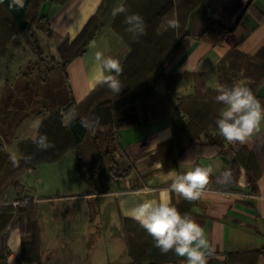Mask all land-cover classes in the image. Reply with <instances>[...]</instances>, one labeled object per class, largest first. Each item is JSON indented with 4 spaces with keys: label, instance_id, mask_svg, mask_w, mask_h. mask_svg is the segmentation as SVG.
<instances>
[{
    "label": "crops",
    "instance_id": "1",
    "mask_svg": "<svg viewBox=\"0 0 264 264\" xmlns=\"http://www.w3.org/2000/svg\"><path fill=\"white\" fill-rule=\"evenodd\" d=\"M101 1L66 0L62 6L48 2L44 11L52 35L75 38ZM209 21L227 31L215 46L199 38ZM185 31L188 37L171 56L166 71L201 75L208 87L215 86L213 69L227 51L235 49L253 55L264 46V0H201L188 16ZM104 36L106 32L95 35L83 53L65 67L70 98L75 105L98 85L95 52L120 59L117 52L123 47L111 35L115 48L109 54L103 46ZM18 65L20 62L13 58L0 59V147L13 156L19 142L36 137L34 121L41 122L48 114L30 110L31 100L16 107L11 105L17 97L7 90L11 89L12 68ZM191 92V81L177 82L178 97ZM255 96L264 105L263 82ZM26 105L30 107L24 108ZM176 105L174 99L155 102L145 111L144 121L139 118V124L116 132L112 157L126 173L110 179L105 191L88 188L89 183L82 179L77 167L71 166V162H76V152L68 151L56 162L27 170L3 193L0 204H13L16 210L20 203L34 205L41 264H103V257L98 259L96 253L105 250L103 238L107 234L119 237L123 244L113 254V264H130L125 225L136 222L130 216L131 209L145 198L171 202L172 193L177 196L168 190L174 174L197 166L211 167L213 171L200 199L194 201L187 214L203 229L210 256L220 258L227 252L264 249V122L244 145L224 140L217 147L201 138L172 160L171 153L166 152L172 122L184 120ZM11 115L15 119L8 118ZM145 186L154 189L152 194L136 195ZM16 217L0 231V264H35L21 257L22 235ZM262 258H258L257 264H261ZM177 259V264H185V258Z\"/></svg>",
    "mask_w": 264,
    "mask_h": 264
},
{
    "label": "trees",
    "instance_id": "2",
    "mask_svg": "<svg viewBox=\"0 0 264 264\" xmlns=\"http://www.w3.org/2000/svg\"><path fill=\"white\" fill-rule=\"evenodd\" d=\"M65 1L66 0H54L57 4L65 3ZM165 1V9L170 10L174 7L177 10L178 21L180 20L183 24L181 36L176 41L175 39L169 41L170 43L168 42L169 44L166 47H164L162 43H156V50L154 49V51L157 52L156 58L153 57V64L145 69V74L142 76L141 80L130 88L125 87V90H123L121 94L95 104L89 111L88 119L83 118L76 112L72 118L67 119L66 115L67 113L70 114L75 111L74 109H76V107L84 104L99 85H97L87 98L79 104L75 105L72 101L71 106L67 107V112L65 114L56 111L45 117L41 121L36 136L38 134L46 135L48 140L55 146L48 150H39L35 143H33V140H24L18 144L17 166L12 167V165H10L8 167L5 174L11 175L3 185V188L16 184L19 177L27 170L42 163L56 162L68 151H75L79 175L89 183L93 191H105V184L110 179L123 177L126 173V171H122L118 167L112 157V143L115 139L116 132L122 127L139 124V118L144 121L145 111L147 113V109L155 102L162 103L174 99L179 103L178 107L183 110L182 113L189 118V124H180L176 122V120L172 122L171 140L166 145V152L171 153L172 160L175 156H179L186 149H189L194 142L199 140L198 138L202 133H204L205 140L210 144L217 147L221 146L224 139L219 135L215 121L219 118L220 111L224 106L217 103L215 100L217 91H205L206 95H204L202 93V87H199L195 96L180 98L177 96L175 90V81L179 76L192 75L195 79L203 78V76L197 74L180 75L173 72H166L167 64L171 56L177 52L188 37L185 31L188 16L198 7L201 0H176V2L178 1L176 6H173L172 0ZM103 2L104 0L101 1L95 14L87 20L75 38L72 40L65 39L63 44L58 45L62 57L61 66L64 69L73 58L83 53L87 44L96 35L101 26L96 22V16ZM0 8L6 16L0 19V24L3 26L4 30V36L7 35L9 38L13 35L11 32V28L13 27L26 32L31 29L32 23L28 22L26 19V5L20 6L13 0H0ZM40 19L47 18L42 17ZM225 32H227L225 29L221 28L213 21H209L199 34V38L215 46L222 41ZM63 50L64 52L62 53ZM65 50L68 52L67 54ZM239 58H246V60L253 61V67L255 69H253V75H249L251 82L244 84V86L249 87L255 95L257 89L264 81V46L253 55H247L235 49H231L221 57L217 65H221L220 69L224 72L225 63L231 65V59H234L236 62ZM233 84L232 81L230 82V80H227L226 86L230 87ZM202 98H208L209 100L207 101L211 103L216 102L214 107L205 104L208 110V112H205L206 114L201 111V108L198 109L199 106L197 107L195 103L196 99L203 100ZM186 103H189L193 108L189 111L184 109L182 105ZM190 128H193V130L183 139L184 143H182V145H177L179 141L177 140L178 132L189 131ZM89 137L91 140L90 143L94 148L93 154L91 155H87L81 148ZM10 161L11 159H9L8 156L0 155V170L2 169V163ZM169 164L172 165L173 162L169 161ZM252 183H254V178H251V184ZM170 203L183 214L188 213L194 201L188 202L182 196L178 194L175 196L174 193H172ZM17 213L19 216L18 227L22 235L21 257L23 261H33L35 264H41L36 209L32 203L26 202V204L19 206ZM14 214L15 210L12 206L0 208V231L6 227ZM1 215H5L4 220ZM133 224L140 226L137 222H133ZM125 228V238L130 264H177L178 259L174 252H169L162 257H158L156 254L158 249L154 247V242L148 244L145 253L143 252L144 254H134L129 246L128 225H125ZM260 256H264V249L232 251L223 254L220 258L209 256L208 264H257V260Z\"/></svg>",
    "mask_w": 264,
    "mask_h": 264
},
{
    "label": "rangeland",
    "instance_id": "3",
    "mask_svg": "<svg viewBox=\"0 0 264 264\" xmlns=\"http://www.w3.org/2000/svg\"><path fill=\"white\" fill-rule=\"evenodd\" d=\"M172 1L173 6H176L178 1ZM19 2H21V4H19L21 6L26 5V19L28 22L32 23L31 29L26 32L20 31L13 27L11 28V32L13 33V35L8 38L7 35L4 36L3 26L0 24V59L13 58L16 62H20V65L12 68V72L10 73V78L12 80L10 82L11 89L7 91L17 97L16 99L11 100V105H15L16 107L17 105L19 106L27 102V100H31L32 103L30 110L35 109L38 111V113L47 112L48 114L46 115V117L56 111H60L65 114L67 112V107L71 106L72 102V99L70 98L71 96L68 87L66 72L65 69L61 66V51L58 49V45L63 44L65 37L60 38L58 36L52 35L49 20L44 11L48 2L51 5L57 3H55L54 0H19ZM63 4L64 3L57 5L62 6ZM121 6L125 7L128 10L127 13L115 14ZM165 7V0H104L103 5L96 16V22L101 25L96 35H100L101 33L106 32V36L103 37L102 42L104 44V48L109 54L111 53L112 49L115 48L113 42H111V35L114 36V38H116L115 40H117V43L123 47L121 52H117V55L120 57L119 60L123 66V73L119 77L122 86V90L119 94H121L123 90H125V87L130 88L136 82L140 81L142 76L145 74V69L153 64V57L156 58L157 54V52L154 51L156 43H162V45L166 47L170 43L169 41H172L174 39L176 41L181 36L183 24L180 22V20L178 21V28L173 29L167 26V20L172 18L178 20L177 10L174 7H172V9L170 10H167L165 9ZM132 13H136L142 16L146 24L147 34L140 37L138 41H134L131 38V34L125 30V15ZM4 17H6L5 13L0 8V19H3ZM42 17H46L47 19H40ZM110 49L111 51L109 52ZM63 52L64 50L62 51V53ZM65 53L67 54L68 52H66L65 50ZM231 61V65L225 63L226 66L224 67V72L220 69L221 65H217L213 69L216 77L215 86L208 87L204 81V77L195 79L192 75H186L179 76L176 79L175 90L177 82L181 79H187L191 81L192 92L191 94L180 96V98L195 96L199 87H202V93L206 95L205 91H216L217 86L226 85L227 80H230V82L232 81V83L234 84L239 83L241 85L250 83L251 79L249 78V75H253V69H255L253 67V61L246 60V58H239L238 60H236V62L234 59H231ZM116 95L118 94L111 92L106 86L99 85L92 96L84 104L76 107V109H74L75 111H73L72 113H67L66 117L67 119L72 118L76 112L83 118L88 119L89 111L95 104L104 100L111 99ZM207 100L209 99H196L195 101L197 107L199 106L198 109L201 108V111L204 114H206L205 112H208V110L206 109V105L214 107L216 104V102L211 103ZM178 106L179 103L177 102L176 107L178 111L183 115L184 120H176V122L180 124H187L189 118L184 113H182L183 110H181ZM182 106L187 111L193 108V106L189 105V103H186ZM28 107L30 106H24V108ZM8 118H10L11 120L15 119V117L12 115L8 116ZM192 130L193 128H190L189 131L178 132L177 140L179 141L177 142V145H182V143H184L183 139H185ZM201 138L205 139L204 133H202L198 139ZM21 142H19L18 144H20ZM90 142L91 140L89 137L81 147L87 155L93 154L94 148ZM0 155L8 156L9 159L13 156L10 155L2 147H0ZM14 157L17 160L18 145L17 153ZM16 164L17 162L14 164L12 160L10 162H4L1 164L2 169L0 170V202L3 197V193L10 187L9 186L7 188H3V185L11 175H6L5 172L10 165H12L13 167L17 166ZM71 166H74L76 168L77 162H71ZM74 167L72 168V170L75 169ZM82 179L85 180L84 178ZM85 182L87 181L85 180ZM88 188H90L89 185ZM21 205L23 204H17L16 206L18 208L16 210L15 205L13 204H0V208L12 206L15 210V214L12 216L7 225L16 215L17 224L19 226V216L17 211L19 209V206ZM4 216L5 215H1L3 220ZM128 228L130 242L129 246L131 247L132 252L136 255L143 252L145 253L148 244L150 242H154L152 237L148 233H146V231L141 226H137L136 224H129ZM93 238L96 239L95 237ZM103 239L105 240V243L103 244V248L105 250H101L99 251V253H96L97 258L100 259L101 257H103V264L116 263V257L113 254L116 253L117 248L118 250L119 248L122 249L123 244L121 239L119 237L117 239L111 234H107ZM156 254L158 257L164 256V254H161L159 250ZM261 264H264V258L261 259Z\"/></svg>",
    "mask_w": 264,
    "mask_h": 264
},
{
    "label": "clouds",
    "instance_id": "4",
    "mask_svg": "<svg viewBox=\"0 0 264 264\" xmlns=\"http://www.w3.org/2000/svg\"><path fill=\"white\" fill-rule=\"evenodd\" d=\"M127 11L121 6L115 14ZM124 24L125 30L131 34L134 41L147 34L146 24L139 14L125 15ZM167 26L175 29L179 27V22L172 18L167 20ZM94 61L99 68L96 83L119 94L122 90L119 77L123 73L120 60L97 51ZM216 91V102L224 106L215 121L219 135L229 143H248L254 134L260 131L261 123L264 122V105L249 87L239 83L230 87L218 85ZM40 125V121H34L36 129H39ZM33 143L39 150H48L55 146L42 134L33 137ZM10 159L16 163L14 156ZM212 171L211 167L197 166L187 172L174 174L168 190L188 202L196 201L200 199ZM153 191L154 189L145 186L137 190L136 195L143 194L148 197ZM130 216L152 237L154 247L161 254L174 252L175 255L185 258V264H208L211 250L203 229L190 215L182 214L167 199L145 198L131 209Z\"/></svg>",
    "mask_w": 264,
    "mask_h": 264
},
{
    "label": "built area",
    "instance_id": "5",
    "mask_svg": "<svg viewBox=\"0 0 264 264\" xmlns=\"http://www.w3.org/2000/svg\"><path fill=\"white\" fill-rule=\"evenodd\" d=\"M263 85H264V81H263Z\"/></svg>",
    "mask_w": 264,
    "mask_h": 264
}]
</instances>
